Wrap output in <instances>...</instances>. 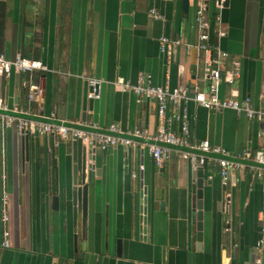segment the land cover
Returning a JSON list of instances; mask_svg holds the SVG:
<instances>
[{
	"label": "crops",
	"instance_id": "0c3cea01",
	"mask_svg": "<svg viewBox=\"0 0 264 264\" xmlns=\"http://www.w3.org/2000/svg\"><path fill=\"white\" fill-rule=\"evenodd\" d=\"M217 1L187 0L184 11L183 0H0V55L39 61L48 69L0 75V100L9 111L28 110L96 133L116 125L125 136L134 129L153 134L159 126L155 100H140L112 83L117 78L134 82L147 73L160 87L206 92V62L221 51L227 56L220 97H248L262 109L264 0H222L221 8ZM200 5L212 55L195 47ZM151 10L161 18L150 16ZM162 37L192 47L163 53ZM87 78L103 81L98 99L87 97ZM29 82L42 90L38 103L28 101ZM180 113L179 107H168V126L177 135ZM186 113L191 145L206 140L231 157L243 152L251 157L231 171L225 186L215 157L201 167L206 183L201 230L195 215L198 178L177 153L157 165L144 139L106 151L82 144L92 151L96 168L89 172L84 247L74 242L77 229L66 198L74 141L31 136L25 160L16 128L0 127V264H255L264 185L256 176L261 170L256 158L264 152L263 124L193 102L186 104ZM4 231L9 232L7 247L1 245Z\"/></svg>",
	"mask_w": 264,
	"mask_h": 264
},
{
	"label": "built area",
	"instance_id": "2783aa9c",
	"mask_svg": "<svg viewBox=\"0 0 264 264\" xmlns=\"http://www.w3.org/2000/svg\"><path fill=\"white\" fill-rule=\"evenodd\" d=\"M223 1L218 0L217 6L223 7ZM150 16L155 19H160V15L155 11H150ZM195 21L199 31V43L195 46L200 51L206 54L211 53V48L208 45L209 39V24L205 19V6L200 5L195 16ZM218 36H223L224 33L220 30L216 31ZM159 45L161 52H167L168 54L176 53L180 46L190 49L192 46L185 45L182 40H169L166 37L159 39ZM227 54L225 52L218 51L214 57H210L205 66V77L208 80V89L206 92L196 90L193 94H190L186 88H167L154 85L152 82V76L147 73H139L134 82L117 78L112 84L121 92H132L140 100L143 98L154 99L157 104V114L159 118V126L155 133L150 134L146 130L134 129L127 133V136H121L119 129L116 125H111L108 129V133H95L79 130L76 128L66 127L61 124L42 122L34 119L20 118L12 115L0 113V127L8 128L14 126L16 132L20 138L31 136H51L54 139H68L72 141L80 140L82 144H87L93 149H100L106 151L117 146H123L128 148L134 144L137 139H144L151 141L149 145V153L157 165H162L166 161L171 153L174 151L178 157L184 161H187L193 169L199 166H204L209 161V157H215L216 163L219 167V175L222 184L225 186L230 177V173L233 169L239 167V163L229 160L231 157L221 147L210 145L208 141H201L197 145L193 146L188 139V124L186 104L193 102L196 105L203 107L210 112H221L224 110H232L237 114L244 115L249 120H257L262 122L263 130L261 132L264 135V108L256 109L251 100L248 97L243 99H237L236 97L221 98L218 91V85L222 80L221 67L223 64V58ZM48 69L39 61L26 59L23 57H16L14 60H8L4 56L0 55V75L8 76L12 71L22 73H32L35 71L46 72ZM237 77V74L227 79L228 83H232ZM87 82L91 88V92L88 94L89 98L98 99L100 87L103 81L96 78H87ZM28 92V101L38 103L42 100V90L38 84L29 82L25 85ZM179 107L181 109L180 115L176 119L180 123L181 135L175 134L170 130L169 117L167 115L168 107ZM0 111H7L5 105L0 100ZM13 112L21 113L25 115H31V113L22 110H13ZM34 115V114H33ZM182 149H189L190 151H184ZM235 160H250V154L243 152L232 156ZM256 162L261 165V170L257 172L256 176L264 179V152H260L256 158ZM142 169V167H141ZM8 215L3 211L2 221L6 223ZM259 220L261 222V238L256 243L257 257L255 264H264V185L262 193V209L259 213ZM9 232L4 231L2 234L1 245L7 247Z\"/></svg>",
	"mask_w": 264,
	"mask_h": 264
},
{
	"label": "water",
	"instance_id": "95a60500",
	"mask_svg": "<svg viewBox=\"0 0 264 264\" xmlns=\"http://www.w3.org/2000/svg\"><path fill=\"white\" fill-rule=\"evenodd\" d=\"M187 8V0H183V10L185 11ZM91 92V88L89 93ZM88 93V94H89ZM87 94V97H88ZM89 98V97H88ZM94 100L92 98H89V100ZM2 114L12 115L20 118H26V119H34L39 120L42 122L47 123H54V124H61L66 127L76 128V129H82L85 131H91V132H98L97 129H93L90 127H81L77 125H71L68 123H64L62 121L56 120V119H48L44 116H33V115H25L21 113H16L13 111H0ZM126 137L125 135H121ZM152 143L151 141H149ZM20 146H23L24 149V158L25 160L28 159L29 155V137H22L20 138ZM184 151H190L189 149H182ZM72 159H73V165H72V181H71V187L70 189H67L66 191V198L69 199V204L72 207V216H73V223L76 226V234L74 235V242L77 246V244L81 243L82 247L85 246V241H81L83 229L85 228L86 222H87V209H88V191L90 186V173L92 171H95V157L92 155V151L87 150L81 143L80 140L72 142ZM229 160L238 162V163H245L244 161L235 160L231 157H229ZM259 165V164H258ZM261 167V165H259ZM202 166L193 169L195 172V175L197 176L196 184H197V191H196V203H195V215H196V227L197 230H201V222L203 219V211H202V201L201 197L203 196V187L206 184L204 180L202 179ZM87 179V182H86ZM53 207L57 209V205L59 202V198L57 195L53 196ZM146 202L145 197H143V202ZM68 204V203H66ZM198 239L201 238V233L198 232L197 234ZM117 248H118V254H119V241L117 242Z\"/></svg>",
	"mask_w": 264,
	"mask_h": 264
}]
</instances>
